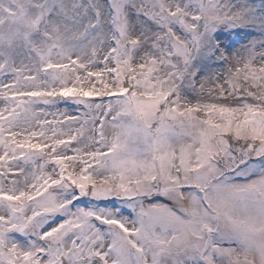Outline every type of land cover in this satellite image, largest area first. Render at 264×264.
<instances>
[{
  "label": "snow or ice",
  "instance_id": "obj_1",
  "mask_svg": "<svg viewBox=\"0 0 264 264\" xmlns=\"http://www.w3.org/2000/svg\"><path fill=\"white\" fill-rule=\"evenodd\" d=\"M0 264H264V0H0Z\"/></svg>",
  "mask_w": 264,
  "mask_h": 264
},
{
  "label": "rangeland",
  "instance_id": "obj_2",
  "mask_svg": "<svg viewBox=\"0 0 264 264\" xmlns=\"http://www.w3.org/2000/svg\"><path fill=\"white\" fill-rule=\"evenodd\" d=\"M256 4L262 3V0H255ZM251 29H237L233 34V39L237 41V45L244 42V39L251 33Z\"/></svg>",
  "mask_w": 264,
  "mask_h": 264
}]
</instances>
